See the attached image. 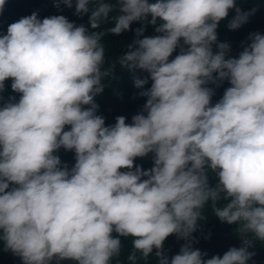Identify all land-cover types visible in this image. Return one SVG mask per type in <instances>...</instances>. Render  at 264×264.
<instances>
[{
	"label": "clouds",
	"instance_id": "clouds-1",
	"mask_svg": "<svg viewBox=\"0 0 264 264\" xmlns=\"http://www.w3.org/2000/svg\"><path fill=\"white\" fill-rule=\"evenodd\" d=\"M53 2L88 25L33 12L0 34V93L11 80L19 94L0 104L4 250L22 264H112L131 238V264L137 253L156 264H248L253 240L264 242V34L250 33L231 57L217 29L225 20L239 29L255 10L237 0ZM133 23L136 38L105 67L102 38ZM148 25L155 35H145ZM117 65L146 102L130 123L106 125L95 101ZM61 149L74 153L73 166ZM149 155L151 168L135 164ZM209 203L221 222L239 225L242 241L211 258L193 247ZM172 235L185 243L169 258Z\"/></svg>",
	"mask_w": 264,
	"mask_h": 264
},
{
	"label": "trees",
	"instance_id": "trees-1",
	"mask_svg": "<svg viewBox=\"0 0 264 264\" xmlns=\"http://www.w3.org/2000/svg\"><path fill=\"white\" fill-rule=\"evenodd\" d=\"M237 6L242 12L255 11L254 14L249 16L247 23L243 24L239 29L229 30L227 28V20L221 22L218 26V41L227 42L231 45V51L228 54L231 57H237L243 50V46L249 42L247 38L250 33L259 32L264 34V0H237ZM33 12H37L40 19L53 15H63L70 22L77 25H88L87 15L83 17L76 16L74 7L67 8L61 5V8L57 9L53 0H6L3 13L0 14V34H6L7 28L11 23L18 21L22 17L29 16ZM234 14V12L230 13L228 19H231ZM111 26V22L104 23L98 31H104ZM138 27H141L140 23H133L129 31L120 35L108 34L102 38L101 43L105 48V67L116 63L118 57L125 51V46L136 38L135 29ZM145 35H155L154 27L148 25ZM176 54L174 53L173 55L175 56ZM115 74V79L106 78L103 81L105 89L101 95L96 97L95 101L99 105L97 114L105 118L106 125L114 124L115 118L118 116L126 117V122L130 123L132 116L137 114L146 102L145 98L139 97L138 93L140 90L134 87L131 75L126 70L121 69L117 65ZM138 75L146 74L138 73ZM150 83L146 85V88L150 87ZM227 87H229V84L225 81L221 87L215 89L216 94L213 97V103L222 97ZM0 96L3 97L0 104L7 102L9 97H15L17 101L19 100V94L12 92L11 80L5 82V91L0 93ZM56 154L59 155L62 163L68 164L69 167L74 165L73 152L61 149ZM135 164L145 170L151 168L153 166L151 155L145 158H137ZM210 183H214V178H210ZM223 203V201L220 202V204ZM204 215L206 219L200 223L198 230L193 233L197 240V243L193 245L194 248L207 253V258H211L214 255L222 256L229 248H238L242 245L239 233H237L239 225H229L221 222L214 216L211 203L205 206ZM184 243L183 240L172 235L165 240L163 250L171 258L173 255L178 254ZM253 244L254 246L249 250L254 251L255 255L248 264H264V242L253 240ZM133 251L131 238H122L121 253L119 257L114 258L112 264H131L128 256ZM137 256V264H156L154 254L149 256L147 260L140 258L139 253H137ZM0 264H22V261L11 252L5 251L3 245L0 244Z\"/></svg>",
	"mask_w": 264,
	"mask_h": 264
}]
</instances>
